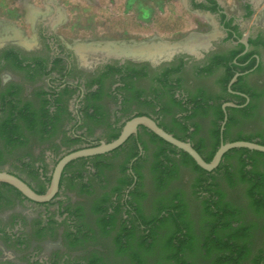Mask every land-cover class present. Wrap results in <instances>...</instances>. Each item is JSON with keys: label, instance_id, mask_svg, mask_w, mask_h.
I'll list each match as a JSON object with an SVG mask.
<instances>
[{"label": "rangeland", "instance_id": "1", "mask_svg": "<svg viewBox=\"0 0 264 264\" xmlns=\"http://www.w3.org/2000/svg\"><path fill=\"white\" fill-rule=\"evenodd\" d=\"M0 1L4 7L5 0ZM28 1L34 5L36 15L31 16L32 14L27 13L28 8H24L21 3L20 9L12 5H8V9L11 11L9 13L11 20L20 26L19 31H13L14 34L19 33L21 39L31 41L36 35L34 22L37 20L40 22L39 18L54 14V10L45 0ZM49 1L56 6L53 31L66 44L82 52L83 60L97 58L99 54H103L101 52L105 54L109 50H120L125 54L138 56H151L164 51L166 52L164 54H168L174 52V49L170 48L174 45H177V48L185 47L187 50L191 48V52L198 53L200 50L196 46L202 43L201 39L198 40V36L209 34L214 40H218L221 35L212 17L190 10L186 6V0ZM219 1L226 11L237 13L242 0ZM248 1L252 2L254 14L248 21L242 22V26L248 29L254 22L264 25V0ZM0 12L5 13L2 8ZM17 14H20V20L17 19ZM5 17L6 15L0 14V23ZM218 47L221 51L225 49L224 45ZM193 68V65L188 66L183 73L184 77L192 78ZM224 77L223 69L215 67L198 78L193 86H188L191 96L203 91L210 99L207 110L205 112L198 110L190 121L191 124L198 125L195 135L191 138L192 143L202 142L204 154H208L216 143L215 106L221 102L220 97L224 95L222 82ZM248 83L253 93L256 92L259 96L254 98V105L247 113L231 112L235 120L228 126L227 138L261 137L264 142V69L251 74ZM149 85L151 83L146 84L145 87ZM162 99L164 103H170V94L165 93ZM110 104L114 103L110 102ZM132 108L141 110L145 106L136 104V107L129 109ZM169 111V115L163 121L164 126L178 136L185 137L181 125L173 119L178 118L179 106L172 105ZM101 129L95 127L93 131L100 134ZM143 146L144 156L136 167L139 174L138 190L130 196L131 209L128 210L124 205V197L117 199V194L114 192L115 188L120 187L124 183L123 180L128 177V172L123 170V167L129 164L132 151L126 147L101 158L104 167L98 177L93 175L92 161H87L85 167L80 165L81 162L70 166L68 169L70 172L73 174L82 172L83 178L74 182L69 179L64 184L61 213L58 211L57 203L51 205L48 212H45L42 206L21 203L15 191L0 188V226L10 230L15 226L14 220L21 218L23 220L21 234L24 238V245L18 247L14 240L0 235V257L1 253H5L15 264H30L29 254L35 251L38 257L55 261V264H62L66 259L89 264L92 255L100 257L104 264H130L129 253L118 254L120 247L116 240L118 232L133 219L137 210L144 219L149 220L159 212L161 205H172L171 201L175 197L179 200L174 201L177 205L175 211L182 214L184 221L188 223V231L194 236L195 253L189 257L196 264H213L215 252L206 257L204 250H201V243L209 235L211 224L216 220L213 199L218 198L221 207H233L238 224L248 228L246 235L242 237V242L248 245L250 256L242 264H253L254 256L260 252L264 253V210H259L255 205L254 198L249 193L252 182L248 177L244 178L241 173L243 159L246 156L239 152H231L223 159L218 169L208 173L198 169L184 155L177 152L171 154L169 152L171 148L154 136H145ZM162 151L165 155H162ZM167 155L171 159L172 163L168 165L172 169L167 168L166 171L171 174L166 182L161 184L162 169L158 166L165 169L163 165L167 160L164 157ZM19 156L17 152L8 154L0 162V166L16 169L27 180L38 185L40 181L36 178V174L25 168L18 169L12 166L20 158ZM251 161L254 170L264 174V156L252 154ZM83 185H86L85 189ZM124 189L125 187L122 188L121 193ZM106 196H109L113 204H121L122 208L116 213L113 226L105 232L104 213H110L111 209L107 212L99 211L98 205ZM68 210L77 212L78 215L69 214ZM47 217L55 222L39 233L38 223L45 221ZM174 218V214L166 215L165 223L158 229L160 239L156 244V253L168 250L166 243L169 236L177 229ZM78 231L81 233L75 237L73 234ZM134 233L133 245L137 248L139 242L137 236L142 232L135 230Z\"/></svg>", "mask_w": 264, "mask_h": 264}, {"label": "flooded vegetation", "instance_id": "2", "mask_svg": "<svg viewBox=\"0 0 264 264\" xmlns=\"http://www.w3.org/2000/svg\"><path fill=\"white\" fill-rule=\"evenodd\" d=\"M45 2L50 4L54 14L39 18L40 22L36 18L35 39L26 41L20 38L19 33L14 34L13 31H19L20 26L11 20L8 5L20 9L21 3L24 8H28L26 11L31 16L36 15L34 5L28 0H11L10 4L9 0H5L3 7L0 1V8L5 12L0 14L6 15L0 23V162L8 154L17 152L20 158L12 166L35 173L45 190L50 181H47V177H51L57 159L73 150L113 140L112 136L120 133L127 120L146 115L160 127H165L163 121L170 111L162 96L167 93L185 103V96L190 95L188 86H193L198 78L215 67L222 68L225 75L233 72L230 80L237 74L236 80L230 86V80L227 84L226 92L221 98L223 104L233 102L240 107L231 108L247 107L249 111L254 105V98L259 96L251 90L248 78L264 69V25L254 22L248 29L242 26V22L248 21L254 14L251 1L242 0L238 12L230 13L219 0H186V6L190 10L211 16L221 35L218 40H214L209 34L198 36V40L201 39L202 42L196 46L200 50L198 53L179 46L169 58L156 61L146 56L133 57L120 50H109L105 54L101 52L103 54H99L97 58L83 60L82 52L66 44L53 31L56 6L49 0ZM16 17L20 20V14ZM218 45H224L225 49L221 51ZM229 59L236 62V65L233 66ZM191 65L194 66L192 78L184 77L185 69ZM110 102L114 104L111 105ZM136 104L145 108L129 109L136 107ZM176 106H179V111L178 118H173L175 122L191 125L190 121L195 115L183 120V107ZM226 115L225 124L228 121V111ZM231 122L229 120L228 124ZM95 127H101L102 132L95 133ZM152 133L149 129L138 126L137 134H131L116 149L126 147L133 152L138 147L140 162L144 156V137L154 136ZM183 138L190 141L188 136ZM252 141L259 142L262 139L256 137ZM43 143L46 145H42ZM78 160L79 158L64 167L62 183L60 178L58 192L50 201L37 203L17 193L20 202L42 206L45 212L57 203L60 212L65 193L64 184L74 175L68 169ZM135 160L136 157H133L125 169L128 174L133 173L132 164ZM0 170L18 176L34 190L40 188L39 184L27 180L16 169L1 165ZM130 189H126L125 193ZM125 201L126 198L124 203ZM49 220L51 218H45L41 228L49 227ZM14 223L15 226L10 230L0 226V235L4 236L5 233L21 247L24 245L21 234L23 220L16 218ZM29 263L52 264V261L38 257L34 251L29 254ZM0 264L15 263L5 253H1Z\"/></svg>", "mask_w": 264, "mask_h": 264}, {"label": "trees", "instance_id": "3", "mask_svg": "<svg viewBox=\"0 0 264 264\" xmlns=\"http://www.w3.org/2000/svg\"><path fill=\"white\" fill-rule=\"evenodd\" d=\"M234 56V55H233ZM228 61L231 62V59ZM217 62V61H216ZM215 64V63H214ZM233 66L236 65V62H231ZM233 73V72H232ZM232 73H228L225 75L224 79L222 80L224 84V93L226 92L227 84L231 78ZM250 91V89H248ZM252 94V93H250ZM139 97V96H137ZM171 97V103H167L168 107L172 105H180L182 110L185 112V115L182 117V119H187L190 117V115H195L198 110H201L202 112H205L207 108L210 106V99H208L203 91L200 93H197L193 96L188 95L185 96V103H183L181 100H176L172 95ZM223 97V95L220 97V99ZM157 98V97H156ZM224 101H221L220 103L215 106V112L217 116V120L215 121V129L214 134L216 136V143L210 150L208 154H204L203 147L204 144L202 142H199L197 144L192 143V137L195 135L198 125L196 123H193L191 125H179L181 129L184 131L186 136L190 138V142L193 145V147L198 151V153L204 158L205 161H210L213 157L215 151L217 150L219 144H220V129L222 120L224 118V109L222 108V104ZM182 104V105H181ZM190 107L188 109V107ZM188 111L191 113L189 114ZM226 111H228V121L224 125V129L222 132V140L224 142L227 141H235V140H248L252 141L251 137H243V136H237L232 139L227 138V129H228V122L234 121L235 119L231 116V112H244L247 113V107L243 108H231L226 107ZM230 114V116H229ZM190 127L192 129H190ZM164 130L167 132H171L176 138L185 140L183 137L178 136L177 134L170 131V129L163 127ZM156 138H158L162 143L166 144L169 148H171L169 151L171 154H175V152H179L181 155H184L186 158L190 159L194 165L200 169L203 172H206V170L199 167L195 161L185 152H183L180 149H177L173 145L169 144L168 142L164 141L163 139L159 138L157 135L152 133ZM118 136V133L114 134L112 138H116ZM9 144H12L11 141L8 142ZM257 143L263 144V141H259ZM119 149H116L114 152L118 151ZM112 152V153H114ZM231 152H239L242 155L246 156L243 159V165L241 167V173L243 174L244 178H249L251 180L252 184L249 188V193L251 197L254 198V203L257 206V208L264 210V174L260 171L254 170L253 162L251 161V155L257 154L260 156H264L263 152L250 150L247 148H233L228 150L226 153H224L219 165L217 168H215L213 171L218 169L223 159L230 154ZM138 147H135V150L131 153L129 162L132 161L133 157H136V160L133 162V173L128 174V177L123 180V184L120 187H116L114 192L117 194V199H119L121 196L126 198V201L124 205L127 207V210L129 209V198L133 194L134 191L138 190V184H139V174L137 172V164L139 163V155H138ZM162 155H165V152L162 151ZM169 155V154H168ZM164 157L167 161L165 165V169L163 170L162 166H158L161 170V184L166 182L168 176L171 174V172L166 171L167 168L172 169V167H169L168 163L171 164L170 157ZM103 154L95 155L92 157H82L79 158L77 162H81V166L85 167L87 161L94 162L92 164V167L94 168V176H100L102 169L104 167V163L101 162V158L103 157ZM59 159L55 161V164L57 163ZM94 160V161H93ZM247 160L248 162H246ZM76 163V162H74ZM70 165V164H69ZM68 165V166H69ZM128 166V165H127ZM126 167H123V170H125ZM67 167V166H66ZM212 171V172H213ZM35 174V173H34ZM83 174L82 172H79L77 174H74L71 176V180H82ZM61 178V182L62 183ZM50 180V176L47 177V181ZM125 189L121 193L122 188ZM0 188H8L10 190L15 191L16 193H20L17 189L10 186L6 183H0ZM83 188H86V185H83ZM130 189V191L126 194L125 190ZM37 193H43L45 191V188L43 185H40V188L38 190H35ZM21 194V193H20ZM126 196V197H125ZM174 201H179L177 197L174 198V200L171 201L172 205L170 206H164L161 205L159 212L150 218L149 220L144 219L143 216L140 214V212L137 210L133 219H131L129 222H127L126 226H124L116 235L117 242L119 244L118 254H126L129 253L130 257V264H196V262L193 259H190L189 255L195 253L194 249V236L188 231L187 225L184 221V218L181 213H178L175 211V207L177 206ZM214 209L216 210L215 217L216 220L211 224V231L208 236L204 238V242L201 243L202 247L201 250H204V255L207 257L212 252H215L214 260L212 261L213 264H242V262L247 259L250 256V250L246 243L242 242V237L246 235V232L248 231V228L243 227L241 224H238L236 219L235 210L233 207L230 206H224L221 207L219 203V198L214 200ZM99 211H106L108 209H111L110 213H104L105 219L103 220L104 225V231H108L115 222V215L120 211V208H122L121 204H113L109 196H106L103 198L101 203L98 205ZM69 211V210H68ZM62 211H60L61 213ZM70 214L78 215L77 212H71ZM129 213V212H128ZM174 219L177 223V229L169 236V240L167 241L168 250L162 251L156 253L157 247L156 244L159 241V233L157 232L158 229L165 223V217L166 215H173ZM228 217H231L233 219H228ZM108 218V219H106ZM55 221L53 219L49 220L47 225H52ZM42 221H39L38 223V232L41 233L43 230H45L47 227L45 226L44 229L41 228ZM238 224V225H237ZM130 225L129 227H127ZM237 225V226H236ZM106 226V227H105ZM81 231V229H79ZM137 230L138 232L141 231L142 234L137 236V239H139V242L137 244V248L133 245V238L135 236L134 231ZM81 232H76L73 234L75 237H78V235ZM4 236L7 239H10L5 233ZM55 264V261L52 262V264ZM62 264H80L77 263V261H68L67 259L63 261ZM89 264H104L102 262V259L98 257L97 255H92L89 259ZM253 264H264V253L260 252L253 258Z\"/></svg>", "mask_w": 264, "mask_h": 264}, {"label": "water", "instance_id": "4", "mask_svg": "<svg viewBox=\"0 0 264 264\" xmlns=\"http://www.w3.org/2000/svg\"><path fill=\"white\" fill-rule=\"evenodd\" d=\"M177 47H178L177 45H174L170 48L174 49L175 51ZM192 49H194V47H192ZM188 50L191 51V48H189ZM164 53L166 52L164 51L161 54L155 53L154 55L146 56V57L152 59L153 61H156V60L161 59L164 56L169 58L174 52H170L168 54H164ZM134 56L145 57V56L133 55V57ZM236 77H237V74L232 77L228 86H230L236 80ZM226 106L240 107L239 105L233 102H225L222 105L225 115H224V120L222 122V126L220 129L221 140H220V144L217 150L215 151L210 161H205L204 158L193 147L190 141L181 140V139L176 138L174 135H172L171 133L167 132L162 127H160L157 124V122L151 117L146 116V115H138V116H135L127 120L125 124L122 126L121 131L118 134V136L114 138L113 140L108 141V142L101 141L97 145L76 149V150H73L65 154L63 157H61L55 164L51 177H50L49 184L43 193H37L24 180H22L18 176L6 170H0V183L9 184L10 186L17 189L22 195H24L27 199L31 201H34L37 203L48 202L58 192L62 171L69 162L75 159H78V158L100 155V154L108 153L110 151L115 150L116 148L120 147L131 134H137L138 126H143L149 129L151 132H153L155 135H157L164 141L173 145L177 149H180L183 152L187 153L199 167H201L202 169L206 171H212L213 169L217 168L224 153H226L228 150L233 149V148H247L250 150H255V151L264 153V145L257 143L255 141L235 140V141L224 142L222 140V131L224 128L225 121L227 119V115L225 111Z\"/></svg>", "mask_w": 264, "mask_h": 264}, {"label": "bare ground", "instance_id": "5", "mask_svg": "<svg viewBox=\"0 0 264 264\" xmlns=\"http://www.w3.org/2000/svg\"><path fill=\"white\" fill-rule=\"evenodd\" d=\"M191 38V37H190ZM192 39V38H191ZM199 39V38H198ZM194 40V39H193ZM193 43V42H192ZM135 51H136V49H135ZM155 52V51H154Z\"/></svg>", "mask_w": 264, "mask_h": 264}]
</instances>
